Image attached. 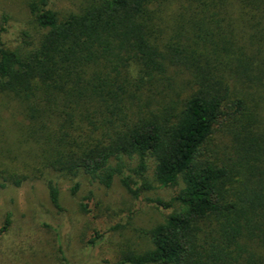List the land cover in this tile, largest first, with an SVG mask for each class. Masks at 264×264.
Segmentation results:
<instances>
[{
  "label": "trees",
  "instance_id": "16d2710c",
  "mask_svg": "<svg viewBox=\"0 0 264 264\" xmlns=\"http://www.w3.org/2000/svg\"><path fill=\"white\" fill-rule=\"evenodd\" d=\"M29 9L46 31L34 48L8 46L0 27V188L41 180L60 212L66 179L75 195L83 179L118 178L135 199L182 181L151 201L179 204L151 248L115 264H264V0Z\"/></svg>",
  "mask_w": 264,
  "mask_h": 264
},
{
  "label": "rangeland",
  "instance_id": "374dc122",
  "mask_svg": "<svg viewBox=\"0 0 264 264\" xmlns=\"http://www.w3.org/2000/svg\"><path fill=\"white\" fill-rule=\"evenodd\" d=\"M30 1L0 0V27L6 28L10 47L34 48L46 32L31 16ZM88 1L50 0V8L64 18L80 13ZM214 141L222 152L229 144L221 133ZM137 162L129 161L130 167ZM150 165L147 178L154 181V163ZM72 186L69 179L60 184V212L41 180L0 188V264H115L122 251L144 252L151 248L147 233L179 207L164 209L151 201H170L184 184L146 191L139 199L118 178L111 188L83 179L75 195ZM8 216L10 224L2 231Z\"/></svg>",
  "mask_w": 264,
  "mask_h": 264
}]
</instances>
